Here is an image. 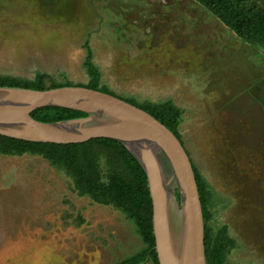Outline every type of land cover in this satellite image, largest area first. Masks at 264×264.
I'll use <instances>...</instances> for the list:
<instances>
[{
	"label": "rangeland",
	"instance_id": "obj_1",
	"mask_svg": "<svg viewBox=\"0 0 264 264\" xmlns=\"http://www.w3.org/2000/svg\"><path fill=\"white\" fill-rule=\"evenodd\" d=\"M257 13L264 0H236ZM259 36V35H258ZM88 45L101 85L139 106L168 100L210 192L226 264H264V48L194 0H0V76L86 85ZM144 248L112 207L81 196L41 157H0V264H116Z\"/></svg>",
	"mask_w": 264,
	"mask_h": 264
},
{
	"label": "water",
	"instance_id": "obj_2",
	"mask_svg": "<svg viewBox=\"0 0 264 264\" xmlns=\"http://www.w3.org/2000/svg\"><path fill=\"white\" fill-rule=\"evenodd\" d=\"M49 107L88 116L57 123L31 117L34 111ZM0 136L57 145L94 139L119 142L147 177L159 264H207L203 209L191 159L176 136L145 111L81 87L48 91L0 87Z\"/></svg>",
	"mask_w": 264,
	"mask_h": 264
},
{
	"label": "trees",
	"instance_id": "obj_3",
	"mask_svg": "<svg viewBox=\"0 0 264 264\" xmlns=\"http://www.w3.org/2000/svg\"><path fill=\"white\" fill-rule=\"evenodd\" d=\"M194 1L217 17L236 37L249 45H260L264 48V36L258 34L254 23L257 13L245 10L236 0ZM85 48L87 56L84 68L89 76V82L77 87L98 91L120 99L101 85V73L93 63L92 50L87 44ZM0 87L48 91L73 87V85L71 83L65 85L52 83L49 87H45L42 74H37L33 80L0 76ZM121 100L154 117L168 128L184 146L179 133L182 110L173 101L139 106L133 101ZM87 116L83 112L56 107L38 109L31 114L34 120L41 123H57ZM25 155L41 157L53 169L67 174L74 181L81 196H87L99 205L114 208L135 226L144 248L116 264H159L155 251L152 224L153 208L147 177L138 161L122 144L109 139H94L82 144L57 145L33 143L0 136V157H22ZM192 165L203 209L206 262L207 264H226V255L233 248L234 242L228 236L227 226H223L215 235H211L208 228V223L212 218L209 212L211 208L210 192L193 163ZM177 199L180 200L178 192Z\"/></svg>",
	"mask_w": 264,
	"mask_h": 264
}]
</instances>
